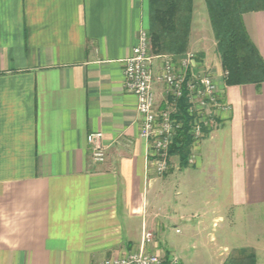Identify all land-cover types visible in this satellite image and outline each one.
<instances>
[{"label":"crops","instance_id":"1","mask_svg":"<svg viewBox=\"0 0 264 264\" xmlns=\"http://www.w3.org/2000/svg\"><path fill=\"white\" fill-rule=\"evenodd\" d=\"M194 15L193 6L185 52L168 55L193 52L189 72L215 79L224 108L207 110L185 164L169 155L159 177L124 88L148 0H0V264H102L138 252L144 233L146 252L180 264H259L264 82L227 86L212 30L210 51ZM242 24L264 61V11ZM152 93L162 110L169 98L155 78ZM93 132L103 134L102 164L91 159Z\"/></svg>","mask_w":264,"mask_h":264},{"label":"built area","instance_id":"2","mask_svg":"<svg viewBox=\"0 0 264 264\" xmlns=\"http://www.w3.org/2000/svg\"><path fill=\"white\" fill-rule=\"evenodd\" d=\"M148 31H141L138 44L124 62V88L137 99V113L140 117V137L149 144V162L147 170H153L156 176H163L169 169V149L182 129V123L175 118L177 104L186 97L187 113L191 117L189 134L194 142L202 137L203 129L209 127V109H222L221 99L215 79L208 73L189 72L196 57L187 53L175 60L171 56H152ZM160 60V70L155 77L153 63ZM154 78L166 87L169 100L162 110L154 109L152 84ZM209 119V120H208ZM91 159L95 164L105 161L103 134L93 132L87 136ZM151 241V233H144L138 252L121 257L106 259L102 264H180L174 255H155L145 251L146 243Z\"/></svg>","mask_w":264,"mask_h":264},{"label":"trees","instance_id":"3","mask_svg":"<svg viewBox=\"0 0 264 264\" xmlns=\"http://www.w3.org/2000/svg\"><path fill=\"white\" fill-rule=\"evenodd\" d=\"M204 3L225 84L263 83L264 61L244 30L242 15L264 11V0H204ZM148 4V32L153 55L184 53L193 0H148ZM175 118L182 123V129L172 143L169 155L178 156L180 163L185 164L191 145L188 134L191 117L187 113L185 97L178 102ZM225 264H255V259L228 260Z\"/></svg>","mask_w":264,"mask_h":264},{"label":"rangeland","instance_id":"4","mask_svg":"<svg viewBox=\"0 0 264 264\" xmlns=\"http://www.w3.org/2000/svg\"><path fill=\"white\" fill-rule=\"evenodd\" d=\"M193 6H194V10H195V15H194V24H196V23H201L203 26H206V28L208 29L207 30V33H208V36H209V46H210V51H211V49H212V51H213V49H214V43H213V41H212V38H211V36L209 35V32L211 31V29H210V26H209V20H208V16H207V11H206V7H205V3H204V0H193ZM204 22V23H203ZM209 31V32H208ZM191 51H189V53H190ZM187 53V52H186ZM193 53V52H192ZM217 52H216V50L214 49V51H213V54L212 55H214V54H216ZM149 54L150 55H152V56H156V55H153V53H152V50H151V45H150V47H149ZM164 55H167L168 56V54H162L161 56H164ZM217 55V54H216ZM170 56V55H169ZM161 63V62H160ZM160 70V69H159ZM159 70H158V72H159ZM184 98V97H183ZM185 99H186V97H185ZM186 101H187V99H186ZM179 102V101H178ZM187 108H188V101H187ZM177 111H178V104H177V110H176V113H177ZM176 115V114H175ZM190 125H191V120H190V123H189V127H190ZM188 131H189V129H188ZM190 135V134H189ZM259 254V264H264V254H260V253H258ZM168 256V255H167Z\"/></svg>","mask_w":264,"mask_h":264}]
</instances>
